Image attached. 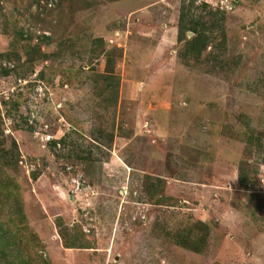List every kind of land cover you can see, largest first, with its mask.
<instances>
[{
	"label": "rangeland",
	"instance_id": "1",
	"mask_svg": "<svg viewBox=\"0 0 264 264\" xmlns=\"http://www.w3.org/2000/svg\"><path fill=\"white\" fill-rule=\"evenodd\" d=\"M48 2L0 0V264H264V0Z\"/></svg>",
	"mask_w": 264,
	"mask_h": 264
},
{
	"label": "trees",
	"instance_id": "2",
	"mask_svg": "<svg viewBox=\"0 0 264 264\" xmlns=\"http://www.w3.org/2000/svg\"><path fill=\"white\" fill-rule=\"evenodd\" d=\"M121 0H111V3L113 2H118ZM192 3H195L194 1H192ZM186 9L183 8L182 9V13L179 17V23H178V33H179V42H183L184 39L185 40V46H184V52L186 54V56L189 55H193V56H201V54L204 51H207V49L211 46L212 41H214L216 39L215 36H218V32L216 34L213 35V32L211 28H215L217 26L216 23H214V25L212 24V27L208 28L206 26L201 27L202 24L201 22H198L197 19H195L193 17L192 14L189 13H185ZM216 17V16H215ZM199 18V17H198ZM67 28V27H66ZM188 32H193L195 33V37L191 38V39H187V35ZM212 37V38H211ZM98 42H100L103 45H105L102 41V39H98ZM96 42V44L98 43ZM106 48V46H104ZM94 50V47L93 49ZM38 51V50H37ZM98 51V52H97ZM95 51L94 50V55L96 57V59H100L103 56V51L101 52L99 51V49ZM32 52V50H31ZM39 52V51H38ZM28 57L31 56V53L27 52ZM216 58V57H214ZM199 59V58H198ZM47 61V59L45 60ZM115 64H116V59H114L112 56H108L107 60H106V64H105V72L107 74H112L114 73L115 70ZM101 136L104 138V140L106 141L107 145H111L114 142V132L109 133V134H102ZM96 141L99 142V139L97 138ZM56 143H54L55 145ZM246 156L251 155L250 150L246 149L245 151ZM247 169H248V161L247 159L245 161H243L239 167V181L240 184H242V187H245L246 189L249 190V174L247 173ZM205 228V227H204ZM7 229V228H6ZM207 231V230H205ZM204 232V231H203ZM207 234L208 232H204V234H202L201 238L197 241V242H192L189 239V236L183 235L182 238H177V244L195 251V252H199V243L202 244V242L204 243L206 238H207ZM13 242V236L10 235V229H7V231L5 230L3 225H0V248H2L3 245H5L6 243H8L11 246V243ZM10 243V244H9ZM67 248H71V247H67ZM1 251V249H0ZM6 251H3V255H6L5 253ZM14 256L16 257L13 261L12 264H16L15 262H22V264H31V261L29 260H22L20 261V259L18 258L17 255H19V253H13ZM9 256V253L8 255ZM18 263V264H19Z\"/></svg>",
	"mask_w": 264,
	"mask_h": 264
},
{
	"label": "crops",
	"instance_id": "3",
	"mask_svg": "<svg viewBox=\"0 0 264 264\" xmlns=\"http://www.w3.org/2000/svg\"><path fill=\"white\" fill-rule=\"evenodd\" d=\"M138 12H144V11H142V10H139V11H136V12H131V13H129V14H137ZM115 34H116V36L118 37V36H120L121 35V32H119L118 30L117 31H115ZM163 39L165 40V35L163 36ZM110 44V43H109ZM107 46H108V43H107ZM147 51V50H146ZM74 53L75 54H73L74 56H76V52L74 51ZM121 53V52H120ZM119 59H120V56H119ZM102 59H99V61H101ZM116 61L118 62V60L116 59ZM105 73V72H104ZM106 75V77H102V78H105V79H112L111 77H113L114 75H115V73H112V74H107V73H105ZM120 76V75H119ZM128 80H129V82H130V77L128 78ZM115 81H116V85H117V87L116 88H118V86H120V84L119 83H122V81H123V77H118L117 79H115ZM130 85V84H129ZM110 88H112V87H110ZM111 102L112 103H115L116 101H118V100H120V95H118V94H116L115 96H112L111 98ZM117 103V102H116ZM108 105H110V103L109 104H107V102H106V107H108ZM112 128V131H115L116 129H118L117 127H115L114 125H112L111 126Z\"/></svg>",
	"mask_w": 264,
	"mask_h": 264
},
{
	"label": "built area",
	"instance_id": "4",
	"mask_svg": "<svg viewBox=\"0 0 264 264\" xmlns=\"http://www.w3.org/2000/svg\"><path fill=\"white\" fill-rule=\"evenodd\" d=\"M55 1H56V0H49V2H48V6H49V7H53L54 4H55ZM21 81H22V80H19L20 83H21ZM38 91H39V90H38ZM40 92H41V91H40ZM47 140H48V139H47ZM48 141H49V140H48Z\"/></svg>",
	"mask_w": 264,
	"mask_h": 264
}]
</instances>
